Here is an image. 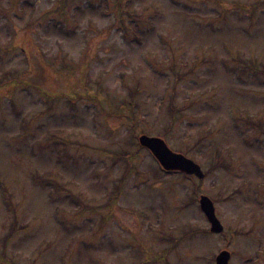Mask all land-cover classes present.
I'll list each match as a JSON object with an SVG mask.
<instances>
[{
    "label": "rangeland",
    "instance_id": "obj_1",
    "mask_svg": "<svg viewBox=\"0 0 264 264\" xmlns=\"http://www.w3.org/2000/svg\"><path fill=\"white\" fill-rule=\"evenodd\" d=\"M141 134L203 176L162 170ZM223 249L264 264V0H0V264Z\"/></svg>",
    "mask_w": 264,
    "mask_h": 264
},
{
    "label": "water",
    "instance_id": "obj_2",
    "mask_svg": "<svg viewBox=\"0 0 264 264\" xmlns=\"http://www.w3.org/2000/svg\"><path fill=\"white\" fill-rule=\"evenodd\" d=\"M138 142L142 147L150 151L165 171H178L188 175H195L196 177L203 176L202 170L196 162L182 153L171 150L162 138L141 134L138 137ZM198 203L209 222L210 231H222V225L215 216L213 203L209 197L201 194L198 198ZM229 258L230 252L223 249L215 256V264H227Z\"/></svg>",
    "mask_w": 264,
    "mask_h": 264
},
{
    "label": "trees",
    "instance_id": "obj_3",
    "mask_svg": "<svg viewBox=\"0 0 264 264\" xmlns=\"http://www.w3.org/2000/svg\"><path fill=\"white\" fill-rule=\"evenodd\" d=\"M174 112H172L171 114H170V120H169V125L170 124H172L173 122H174V118H175V114H173ZM158 136H160V137H163V138H165L164 136H165V132L162 134V135H158ZM136 153V152H135ZM134 153V154H135ZM123 154H124V152H123ZM133 154V155H134ZM131 156V155H130ZM129 157V156H128ZM183 175H185V176H189V175H186V174H183ZM197 193V192H196Z\"/></svg>",
    "mask_w": 264,
    "mask_h": 264
}]
</instances>
